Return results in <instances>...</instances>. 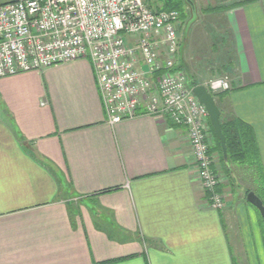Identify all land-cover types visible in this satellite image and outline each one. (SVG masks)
Returning <instances> with one entry per match:
<instances>
[{"label":"crops","instance_id":"obj_1","mask_svg":"<svg viewBox=\"0 0 264 264\" xmlns=\"http://www.w3.org/2000/svg\"><path fill=\"white\" fill-rule=\"evenodd\" d=\"M197 2L232 55L220 118L250 136L261 175L224 163L208 124L213 208L186 127L146 101L108 123L89 57L0 77V264H264V221L245 195L264 199V0Z\"/></svg>","mask_w":264,"mask_h":264},{"label":"built area","instance_id":"obj_2","mask_svg":"<svg viewBox=\"0 0 264 264\" xmlns=\"http://www.w3.org/2000/svg\"><path fill=\"white\" fill-rule=\"evenodd\" d=\"M179 26L178 11L146 0H5L0 77L89 57L108 123L134 117L146 101L148 113L185 126L200 185L219 208L208 112L176 64ZM205 86L212 93L231 89L227 77Z\"/></svg>","mask_w":264,"mask_h":264},{"label":"rangeland","instance_id":"obj_3","mask_svg":"<svg viewBox=\"0 0 264 264\" xmlns=\"http://www.w3.org/2000/svg\"><path fill=\"white\" fill-rule=\"evenodd\" d=\"M3 1L5 0H0V2ZM167 2L174 3L173 5L181 8L184 13L183 23L178 30L179 54L176 64L179 68L182 66L186 86L191 88L192 80H197L204 85L214 78L227 77V80L230 81V75L224 68L226 63L232 59L231 50L227 43L221 45L219 42L220 32L217 30L218 26L214 25V19L201 12L204 4H200L196 0L195 19L192 23L190 22V25L188 24V27H185L191 18L190 8L183 0H167ZM212 94L215 96L218 93ZM232 172L238 173L246 184L251 181V179L248 180L243 167L235 168Z\"/></svg>","mask_w":264,"mask_h":264},{"label":"trees","instance_id":"obj_4","mask_svg":"<svg viewBox=\"0 0 264 264\" xmlns=\"http://www.w3.org/2000/svg\"><path fill=\"white\" fill-rule=\"evenodd\" d=\"M241 2V1H240ZM246 2V1H242ZM177 3V2H176ZM174 3H169L164 7L165 10H176L179 13V18H184V13L181 8H178L177 6L173 5ZM224 7H210L208 11H214L217 9H221ZM229 63V62H227ZM226 63V64H227ZM231 63V60H230ZM227 67V65L225 66ZM201 84V82L197 80L191 81V86H195ZM222 93V92H221ZM220 122L222 125V132L225 135L226 138V148H227V160H224L222 155V161L224 163H234V164H242V165H248V166H258V171L256 174L259 176L261 175V172H259V165L257 164L258 156L256 155V152L253 150V142L250 139V136L247 134L245 130H239L236 128L233 124V121L223 123L221 118ZM209 123V121H208ZM210 125V124H209ZM210 129L212 131V134L214 138L216 139V148L219 152H221V146L220 142L217 139V137L214 134V131L212 127L210 126ZM262 186V182H260ZM251 189L245 190V195L250 191ZM257 192V191H256ZM260 198H262L260 195H258ZM262 202L264 204V199L262 198ZM264 221V220H263Z\"/></svg>","mask_w":264,"mask_h":264},{"label":"water","instance_id":"obj_5","mask_svg":"<svg viewBox=\"0 0 264 264\" xmlns=\"http://www.w3.org/2000/svg\"><path fill=\"white\" fill-rule=\"evenodd\" d=\"M192 8V21L195 19V7L192 0H186ZM191 21V22H192ZM192 94L196 99L205 106L208 112V121L212 127L215 136L220 142L223 158L227 157L226 138L222 132V125L220 122V110L216 104L213 94L206 88L204 84H198L192 87ZM246 200L259 212L264 220V204L258 195L249 191L246 194Z\"/></svg>","mask_w":264,"mask_h":264}]
</instances>
